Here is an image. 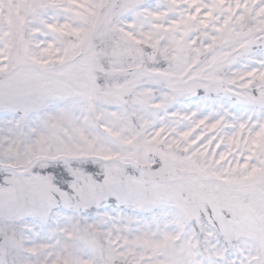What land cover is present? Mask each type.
<instances>
[{
	"label": "snow or ice",
	"instance_id": "1",
	"mask_svg": "<svg viewBox=\"0 0 264 264\" xmlns=\"http://www.w3.org/2000/svg\"><path fill=\"white\" fill-rule=\"evenodd\" d=\"M0 264H264V0H0Z\"/></svg>",
	"mask_w": 264,
	"mask_h": 264
}]
</instances>
